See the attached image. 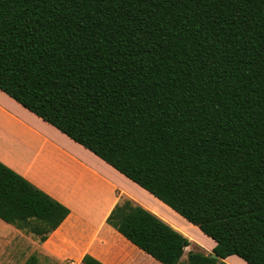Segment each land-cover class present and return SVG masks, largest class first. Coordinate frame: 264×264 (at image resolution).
Instances as JSON below:
<instances>
[{"label": "trees", "instance_id": "16d2710c", "mask_svg": "<svg viewBox=\"0 0 264 264\" xmlns=\"http://www.w3.org/2000/svg\"><path fill=\"white\" fill-rule=\"evenodd\" d=\"M0 90L217 243L183 259L124 198L107 222L160 262L264 264V0H0ZM69 213L0 161L2 219L45 241Z\"/></svg>", "mask_w": 264, "mask_h": 264}, {"label": "crops", "instance_id": "0c3cea01", "mask_svg": "<svg viewBox=\"0 0 264 264\" xmlns=\"http://www.w3.org/2000/svg\"><path fill=\"white\" fill-rule=\"evenodd\" d=\"M0 161L70 209L45 241L0 217V264H24L31 255L37 256L39 264H84L87 254L104 264H164L107 222L124 198L190 238L183 259L191 250L213 254L216 241H201L193 233L195 227L166 203L2 90ZM150 200L158 203L152 206ZM232 256L223 260L237 264Z\"/></svg>", "mask_w": 264, "mask_h": 264}, {"label": "rangeland", "instance_id": "374dc122", "mask_svg": "<svg viewBox=\"0 0 264 264\" xmlns=\"http://www.w3.org/2000/svg\"><path fill=\"white\" fill-rule=\"evenodd\" d=\"M169 206V205H168ZM170 207V206H169ZM171 211L173 213H175V215H177L178 217H181L182 219H184L186 222L190 223L191 225H193L194 228V231L193 233L195 234V236H197L201 241H204L205 240H208V241H215L212 237L208 236L207 234H205L197 225L191 223L190 221H188L185 217H183L181 214H179L177 211H174V209L172 207H170ZM173 209V210H172ZM170 213H168L169 215ZM170 218L172 217L173 219H177L179 220V218H175L173 215H169ZM236 255V254H234ZM232 256L234 257V261L237 263V264H247L246 260L243 258V260L241 261L242 257H240L239 255H236V256ZM236 258V259H235ZM249 263V262H248ZM251 264V263H249Z\"/></svg>", "mask_w": 264, "mask_h": 264}, {"label": "bare ground", "instance_id": "6f19581e", "mask_svg": "<svg viewBox=\"0 0 264 264\" xmlns=\"http://www.w3.org/2000/svg\"><path fill=\"white\" fill-rule=\"evenodd\" d=\"M140 192H141V191H140ZM140 192H139V193H140ZM142 193H144V192H142ZM141 195H142V194H141ZM142 196H143V195H142ZM147 196H149V195H147ZM144 197H145V196H143V198H144ZM151 198L154 199V197H151ZM156 198H157V197H156ZM144 199H146V198H144ZM153 199H152V200H153ZM147 200H149V198H148ZM152 200H150V201H152ZM155 201H156V200H155ZM158 201H159V199H158ZM160 201H161V200H160ZM161 202H162V201H161ZM153 203H154V201H152V203H151L152 206H153ZM155 203H158V202L156 201ZM155 203H154V204H155ZM162 203H163V202H162ZM163 204H165V203H163ZM151 205H150V206H151ZM166 207H167V205H166ZM158 208H159V207H158ZM172 210H173V209H172ZM174 211H175V210H174ZM161 214H163V213H161ZM215 244H216V243H215ZM234 256H236V255H234ZM242 260H243V258L241 259V261H242ZM229 261H230V260H229ZM243 261H244V260H243ZM231 263H232V262H231ZM231 263H230V264H231ZM246 263L249 264L248 262H246ZM232 264H233V263H232Z\"/></svg>", "mask_w": 264, "mask_h": 264}, {"label": "water", "instance_id": "95a60500", "mask_svg": "<svg viewBox=\"0 0 264 264\" xmlns=\"http://www.w3.org/2000/svg\"><path fill=\"white\" fill-rule=\"evenodd\" d=\"M212 257H217V255L215 253L211 254Z\"/></svg>", "mask_w": 264, "mask_h": 264}]
</instances>
